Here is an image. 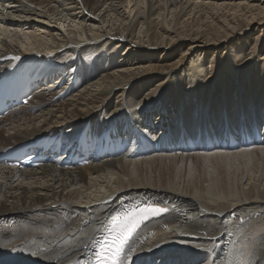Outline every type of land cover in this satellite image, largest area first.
Masks as SVG:
<instances>
[{"label":"bare ground","instance_id":"bare-ground-1","mask_svg":"<svg viewBox=\"0 0 264 264\" xmlns=\"http://www.w3.org/2000/svg\"><path fill=\"white\" fill-rule=\"evenodd\" d=\"M131 1L135 8L127 12L128 0H0V79L27 60L42 79L25 107L0 120V157L51 142L33 148L49 158L37 169L0 162V240L8 243L0 264H92L112 219L144 204L168 212L133 234L125 264H264V54L247 63L243 55V39L264 32V0ZM177 11L192 18L167 30L165 14L173 19ZM158 20L160 32L148 37ZM67 22L70 30L62 29ZM229 45L224 74L240 75L237 88L213 73L219 109L207 107L216 89H205L207 62ZM127 49L130 59L118 64ZM180 50L174 63L142 66L149 55L170 59ZM253 134L262 144L223 150L228 136L244 146L240 137ZM82 138L95 161L66 168L70 153L87 158ZM189 141L195 154L185 151ZM108 142L127 150L97 159ZM176 147L178 154L166 152ZM163 162L169 166L159 175L175 179L148 175L157 172L149 165ZM191 167L204 174L185 181Z\"/></svg>","mask_w":264,"mask_h":264},{"label":"rangeland","instance_id":"rangeland-1","mask_svg":"<svg viewBox=\"0 0 264 264\" xmlns=\"http://www.w3.org/2000/svg\"><path fill=\"white\" fill-rule=\"evenodd\" d=\"M131 0H128V2H126V4L127 5H125L126 7H127V12H130V10H134V1H131ZM243 1H245V0H240L239 2H243ZM129 2H130V4H129ZM130 7H129V6ZM190 5V4H189ZM189 5H185V7H186V9H188V6ZM190 10V8L188 9V11ZM135 13H133V15H134ZM132 15V16H133ZM176 16L177 17H175V18H173L172 19V17L170 16V12L169 13H166L165 14V19H166V21H167V23H169V24H167V26H165V28L167 29V30H172L173 28H174V26L178 23V21L180 20V23L181 24H183V23H185V22H187L188 20L187 19H189V18H192L191 16H187V17H183L184 16V14H183V11H177V13H176ZM172 19V20H171ZM170 20V21H169ZM184 20H185V22H184ZM173 21V24L171 25V27H170V24H171V22ZM161 22V20H158V21H155V23H154V26H152V30H151V34L149 33V35H148V37H151L153 34L154 35H157V33H159L160 32V25H159V27L157 26V24L158 23H160ZM190 22V23H189ZM188 23L189 24H191V20L189 21ZM69 22H67L66 23V25L64 24H60L61 26H62V29H64V30H70L69 29V27H68V24ZM157 23V24H156ZM38 25H39V23H37ZM156 24V25H155ZM181 24H178L174 29H176V28H179L180 29V27H181ZM34 25H36V24H34ZM37 25V26H38ZM37 26H34V28H33V30H35L36 29V27ZM60 26V27H61ZM64 26V27H63ZM69 26H72V24H70ZM157 26V27H156ZM189 26V25H188ZM65 27L67 28V29H65ZM97 26H95V28H96ZM155 27V28H154ZM173 27V28H172ZM183 27V26H182ZM181 27V28H182ZM155 30H154V29ZM157 28H159V29H157ZM159 30V31H158ZM27 32V31H26ZM25 32V33H26ZM261 31H256V32H253L249 37H247V38H245V39H243L244 40V42H247L248 43V47L247 46H244L245 47V50H247V54H246V52H244L243 51V55H247V57H246V60L244 61V63H247L248 61H253V60H255V59H257L258 57H261L263 54H264V32H261ZM28 33H29V31H28ZM260 33V34H259ZM259 36H260V39H259ZM160 37V35H158V37H157V39H159L160 40V42L162 41V38H159ZM2 38V37H1ZM81 41H83L82 39H80ZM256 40V41H255ZM85 41H87V40H85ZM145 41H146V39H145ZM259 43V44H258ZM256 44H258V46H257V48L255 49V51H252L251 50V47H253L254 45H256ZM243 47V46H242ZM229 48H230V45L229 46H222V48H216L217 50H218V52H219V54L218 55H212L211 56V58H209V63L207 62V68H210L211 69V73H209V74H205V77H204V79H205V81L207 82L206 83V90H208L207 88H211V86H213V89L216 87V89L215 90H213L212 92H210V94L208 95V97H209V99L207 100V107H212V108H214V109H217L218 107L216 106V104H218V102H216V100L217 99H215L216 97L218 98V94H219V92H214V91H217V88L219 87V85H218V87H217V83L219 82V81H216V78L218 77V76H216V75H218L219 74V76L220 75H222L223 77L225 76V78H227V83L228 84H226V86H228L229 88H230V90H233V89H235V88H237V84H238V82H237V84H236V80L238 81V79L240 78V75L238 74V73H236L235 74V78H236V80H234L233 78H232V76H226V75H228L229 73L228 72H226L225 74H224V62H225V60L228 58V57H230L231 56V53L233 52V51H231L230 53H227L228 51H229ZM236 48H238V47H235V49ZM115 51H116V48H114L109 54H110V56L112 57L113 55H114V53H115ZM124 51H126V50H123V51H121V57H119V59H118V64H120L121 65V63L123 64L124 62H127L129 59H130V55L131 54H129L130 53V51H128V49H127V51L124 53ZM182 50H180V51H178V52H176V56H174L173 58H170V59H164V58H161V59H157V60H155L154 61V59H153V57L152 56H150L149 55V57L148 58H150V60L149 61H146L145 62V64L144 65H142V66H145V67H149L150 65H152V66H155V65H157V66H163V65H167V64H171V63H174L175 61H177L182 55H183V53H184V50H183V52H181ZM133 52V51H132ZM250 52H253L251 55H249L250 54ZM261 54V56H259ZM129 58H128V57ZM210 57V56H209ZM196 58H197V56H196V54H194L193 55V57L192 58H190V61L187 63L188 65H190L193 61H196ZM262 58H264L263 56H262ZM121 59H122V61H121ZM151 59H152V61H151ZM259 59V58H258ZM131 60H133L132 58H131ZM131 60H130V64H131ZM162 60V61H161ZM161 61V62H160ZM223 61V62H222ZM211 63H217V64H219V65H212ZM244 63H242V64H244ZM142 64V63H141ZM203 64H205V62H203ZM253 65V64H252ZM212 66L214 67V69H212ZM240 67V66H239ZM253 67V66H252ZM241 68V67H240ZM237 69H239V68H237ZM252 70H253V68H252ZM213 73H215L216 75L214 76V81L213 82H211L210 81V76L213 74ZM155 76H158V74H155ZM249 76H250V80H251V78H252V73H251V71H250V73H249ZM229 78V79H228ZM211 83H210V82ZM92 84L93 83H90V86H92ZM214 84V85H213ZM210 86V87H209ZM88 88H90L89 86H88ZM79 90V89H78ZM244 90H246V88L244 89ZM77 91V90H76ZM82 91H84V89L82 90ZM81 91V92H82ZM80 92V93H81ZM78 95V94H77ZM77 95H75V96H77ZM206 97V96H205ZM211 98H213V99H211ZM67 99V98H66ZM67 101H69V100H67ZM71 101V100H70ZM116 102H117V100H116ZM210 102V103H209ZM55 103H57V102H55ZM54 104V103H53ZM57 108H59V107H55V108H51V109H47L48 111H50V112H54V111H57ZM53 109H54V111H53ZM56 109V110H55ZM219 109V108H218ZM46 110V114H47V111ZM59 112V111H58ZM28 113H29V111H28ZM35 114V111H32V113H31V116L33 117V116H36V114ZM38 117L40 116V114L38 113V115H37ZM10 123H13L12 121L10 122ZM1 130V129H0ZM4 136V138L5 139H7L8 138V133H6V135H3ZM14 142V141H13ZM150 166V168L149 169H146V170H150L149 172H152V171H155V169L157 168V172H153V173H149L148 175H151L152 177H163V178H165L166 180H172V179H175L174 177H171V176H168V175H165V176H160L159 175V173H158V171H159V168L160 167H168L169 166V162H163V163H157L156 165H149ZM192 168L193 167H191L190 168V171H188L187 170V172H186V174H184V171H183V176H185V181H189V180H192V181H195V179H197V177H198V173L199 174H204V170H202V171H200V172H195V171H197V170H192ZM213 168H215V167H213ZM209 171H212L211 169L209 170ZM189 173H190V175H189ZM209 173H213V171L212 172H209ZM177 180V179H176ZM178 182H181V183H183L184 182V178L182 177V181H178ZM205 186H208V184H206Z\"/></svg>","mask_w":264,"mask_h":264},{"label":"snow or ice","instance_id":"snow-or-ice-1","mask_svg":"<svg viewBox=\"0 0 264 264\" xmlns=\"http://www.w3.org/2000/svg\"><path fill=\"white\" fill-rule=\"evenodd\" d=\"M13 59L19 58L14 57ZM167 212L166 207H158L153 204L128 206L108 225L107 236L98 242L99 247L93 252L92 264H125L128 257L124 255V249L133 234L145 222ZM6 247H8V243L0 240V248ZM32 255H38V253L33 252Z\"/></svg>","mask_w":264,"mask_h":264}]
</instances>
